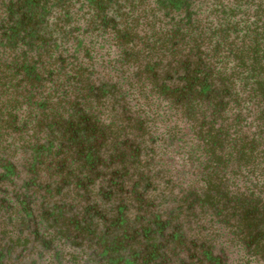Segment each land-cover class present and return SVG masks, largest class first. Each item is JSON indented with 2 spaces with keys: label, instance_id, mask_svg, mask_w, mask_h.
Returning a JSON list of instances; mask_svg holds the SVG:
<instances>
[{
  "label": "flooded vegetation",
  "instance_id": "flooded-vegetation-1",
  "mask_svg": "<svg viewBox=\"0 0 264 264\" xmlns=\"http://www.w3.org/2000/svg\"><path fill=\"white\" fill-rule=\"evenodd\" d=\"M168 1L0 0V264H264V139L229 141L257 105L220 75L264 0Z\"/></svg>",
  "mask_w": 264,
  "mask_h": 264
},
{
  "label": "trees",
  "instance_id": "trees-1",
  "mask_svg": "<svg viewBox=\"0 0 264 264\" xmlns=\"http://www.w3.org/2000/svg\"><path fill=\"white\" fill-rule=\"evenodd\" d=\"M145 1L147 0H138V2L142 4ZM164 1L154 0V3L156 6L160 5L164 7L166 1L169 2L168 0ZM161 15L162 17L158 16L157 19V21H159L157 23L160 25V27L164 26L166 28V25H170L167 28L168 30L166 29V31L173 32L176 30V28H182L180 27V25H184L185 27L182 29L187 32V35L189 36V41L191 42H200V44H204L205 42H207V39H210L212 36H215V34H212V31L209 27V34L206 35L207 31L205 30V28L201 29L202 27H200V25L192 23L190 19H182L181 23H179L176 22L178 21V19L173 15L168 16V13ZM252 25L254 26V28L250 29V26ZM252 25H248L249 27L245 26L244 29L248 30L247 33L243 34L240 37L239 42L233 39L232 43L227 48L226 63H231V66L229 68L230 71H227L228 69L224 68L223 66L222 69L220 67L221 78L228 79L230 76H227L231 74L235 76L236 79L242 81V83H240L239 85V92L245 94V98H247L251 102L252 99H254L257 105V110L253 107L252 109H250V113H252V119L250 121V124L253 128L255 127V130L253 131L254 136H252L250 140H247V142L244 141V135H242L241 138L236 141H234L233 139L235 138L232 137L229 141L233 143H259V139H264V106L262 104L264 101V21L260 23L259 29L257 28V26L255 27L256 24ZM218 29V34L222 35L221 37L223 38L224 34L222 33V28L219 27ZM251 33L254 34L253 37ZM181 34L182 32H179V35ZM236 37L238 38L239 35L237 34ZM165 41L167 42V36H165L163 42ZM208 42L211 43V40H209ZM217 46L218 45H215V50H217ZM197 92L198 90H195L194 94H196ZM207 94L208 93L202 91L199 95H193L189 99L188 104L183 105L184 108L188 109L192 107L201 106L205 110L208 109V106H205L206 102H203L204 99L202 98L204 96L208 98L213 97V91H209V94ZM215 106L217 108L218 113L225 114V110H223L224 107L220 106L217 102L215 103ZM236 121L237 120H235L234 123L232 122L233 125H229L227 128L220 127L221 133L223 131L225 134V139L230 136V134L228 133L229 129L231 127H235L239 123ZM209 125L212 126L203 134V140L204 143H208L210 145L211 150H214L219 145L218 143H220V138L217 136L214 123L209 122Z\"/></svg>",
  "mask_w": 264,
  "mask_h": 264
}]
</instances>
